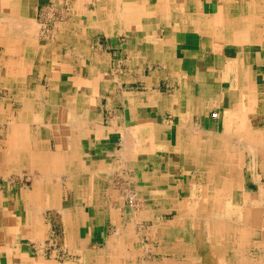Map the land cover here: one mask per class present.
Masks as SVG:
<instances>
[{
	"label": "crops",
	"instance_id": "obj_1",
	"mask_svg": "<svg viewBox=\"0 0 264 264\" xmlns=\"http://www.w3.org/2000/svg\"><path fill=\"white\" fill-rule=\"evenodd\" d=\"M0 135V264H264V0H0Z\"/></svg>",
	"mask_w": 264,
	"mask_h": 264
},
{
	"label": "rangeland",
	"instance_id": "obj_2",
	"mask_svg": "<svg viewBox=\"0 0 264 264\" xmlns=\"http://www.w3.org/2000/svg\"><path fill=\"white\" fill-rule=\"evenodd\" d=\"M131 192H132V194L135 192V193H137V196H138V200H140V194L138 193V191H136V190H129L128 191V193H129V195L127 194V201H128V199H129V197L131 196ZM139 202V204L140 205H138L137 207H133V206H131L130 204H129V202H127V205L131 208V210H133V211H135L136 213L139 211V210H141V206H142V201L140 200V201H138ZM138 208V209H137ZM206 210V209H205ZM208 210H210V209H208ZM166 211H169V210H166ZM201 211H202V213H201ZM203 208H200V216H202L203 215ZM175 215V213H167V214H163V216H164V219L165 220H168V221H171L172 220V218H173V216ZM172 216V217H171ZM214 226V228L213 229H215V231H217V228L219 229V226L220 225H213ZM229 227H234V225H231V224H229L228 225ZM154 230H155V226H154V223H153V221L152 222H150V223H148V225L147 226H145V228L143 227L142 229L141 228H136V232L138 233V232H145V233H148V235H149V233L151 234V235H153L154 234ZM218 238V237H217ZM168 241L169 240H167V239H165V241L163 242V245H164V248H170L171 246H168L167 245V243H168ZM146 243H150V244H152V245H157V246H160V241L159 240H157V239H150V240H146L145 241ZM220 242L221 241H219V240H214L213 239V241H212V243H214L215 245L216 244H220ZM223 242H225V241H223ZM137 247H136V244H135V247L134 248H136V253L140 256L142 253H140L139 254V250L142 248V245H140V243L137 241ZM156 246V247H157ZM217 247H219L218 245H216ZM219 249H220V247H219ZM224 251H225V248L223 247L222 248ZM150 256H151V252L149 251V253H148V255L147 256H145V258H147V259H149V260H151L150 259ZM140 257H142V255L140 256ZM143 258V257H142ZM143 260V259H142ZM213 264H216L215 262H213Z\"/></svg>",
	"mask_w": 264,
	"mask_h": 264
},
{
	"label": "bare ground",
	"instance_id": "obj_3",
	"mask_svg": "<svg viewBox=\"0 0 264 264\" xmlns=\"http://www.w3.org/2000/svg\"><path fill=\"white\" fill-rule=\"evenodd\" d=\"M260 1V0H259ZM196 3V2H195ZM239 3V2H238ZM234 5H235V3H234ZM151 10V9H150ZM232 14V13H231ZM229 18V17H228ZM21 20V19H20ZM25 20V19H24ZM22 21V20H21ZM28 21V20H27ZM155 21V20H154ZM23 22V21H22ZM25 22V21H24ZM29 22V21H28ZM21 23V22H20ZM21 24H23V23H21ZM31 24V23H30ZM40 24V23H39ZM38 24V25H39ZM33 25V24H32ZM44 25V24H43ZM88 25V24H87ZM154 25H155V23H154ZM26 26V25H25ZM28 26V25H27ZM41 26V25H40ZM38 28H39V26H37ZM7 28V27H6ZM45 28V27H44ZM81 28V27H80ZM28 30V29H27ZM39 30H40V28H39ZM38 30V31H39ZM43 30V29H42ZM31 31V30H30ZM35 31H37V30H35ZM37 31V32H38ZM29 32V31H28ZM45 31H42V34L44 33ZM217 33H218V31H217ZM48 34V33H47ZM216 34V33H215ZM49 35V34H48ZM139 35V34H138ZM222 36V35H221ZM40 37V36H39ZM23 39V38H22ZM24 39H25V37H24ZM221 39V38H220ZM29 40V39H28ZM29 42V41H28ZM33 45V44H32ZM91 45V44H90ZM22 46V45H21ZM28 46V45H27ZM14 48V47H13ZM243 48V47H242ZM17 49V48H16ZM213 50V49H212ZM28 51V50H27ZM9 52V51H8ZM22 52V51H21ZM24 52V51H23ZM13 55V54H12ZM233 57H234V55H232ZM17 58V57H16ZM208 58V57H207ZM211 59V58H210ZM29 61V60H28ZM29 64V63H28ZM243 64H245V63H243ZM81 69V68H80ZM85 70V69H84ZM78 72V71H77ZM112 74V73H111ZM73 75V74H72ZM182 76V75H181ZM48 77V76H47ZM85 78V77H84ZM112 79H114V78H112ZM66 80V79H65ZM211 81V80H210ZM209 83V82H208ZM124 84V83H123ZM122 84V85H123ZM120 85V84H119ZM133 86V85H132ZM210 87V86H209ZM222 87V86H221ZM167 88V87H166ZM194 88H195V86H194ZM99 89V88H98ZM78 90V89H77ZM175 91V90H174ZM215 91H219V90H216V88H215ZM253 93V92H252ZM31 95V94H30ZM32 96V95H31ZM109 98V97H108ZM117 98V97H116ZM159 99V98H158ZM120 102V101H119ZM115 103V102H114ZM58 104V103H57ZM223 104V103H222ZM54 105V104H53ZM56 106V105H55ZM79 108V107H78ZM89 108V107H88ZM80 110V109H79ZM78 110V111H79ZM116 113V112H115ZM160 114V113H159ZM178 117V116H177ZM50 118V117H49ZM93 119H95V118H93ZM47 121V120H46ZM154 123V122H153ZM73 124V123H72ZM132 125V124H131ZM149 126V125H148ZM5 127V126H4ZM80 128V127H79ZM222 129V128H221ZM122 131V130H121ZM120 131V132H121ZM126 131V130H125ZM129 131V130H128ZM130 131H133L132 129H130ZM214 131V130H213ZM122 133V132H121ZM126 133H128V132H126ZM134 134V133H133ZM122 136H123V133L121 134ZM124 135H125V133H124ZM1 136V135H0ZM124 138V140L125 139H128V138H126L125 136H123ZM130 138H131V136H130ZM122 139V140H123ZM131 142L130 143H132L133 141L132 140H130ZM125 142V141H124ZM126 143H128V141L126 142ZM7 145V144H6ZM78 145V144H77ZM128 145V144H127ZM126 145V146H127ZM132 145H133V143H132ZM123 146L125 147V145L123 144ZM7 147V146H6ZM134 147V146H133ZM132 146H131V148H133ZM128 148H129V146H128ZM131 150V149H130ZM124 151V150H123ZM4 156V155H3ZM41 166V165H40ZM87 173V172H86ZM28 176V175H27ZM40 176V175H39ZM177 176V175H176ZM41 177H42V175H41ZM71 177V176H70ZM115 177V176H114ZM28 178V177H27ZM182 178V177H181ZM116 179V178H115ZM27 180V179H26ZM119 182H121V181H119ZM111 183V182H110ZM82 184V183H81ZM109 184V183H108ZM122 184V183H121ZM128 185V184H127ZM85 186V185H84ZM109 186V185H108ZM114 186V185H113ZM120 186V185H119ZM123 186V185H122ZM121 187V186H120ZM180 187V186H179ZM129 188V187H128ZM149 188V187H148ZM127 189V188H126ZM170 189V188H169ZM133 191V190H132ZM154 191V190H153ZM128 192V191H127ZM244 192V191H243ZM71 193V192H70ZM125 194H127L126 192H124ZM135 193V192H134ZM125 194H124V196H125ZM131 194H132V192H131ZM168 194V193H167ZM170 194V193H169ZM181 194V193H180ZM128 195H129V193H128ZM145 196V195H144ZM156 197V196H155ZM247 196H245V198H246ZM126 199V198H125ZM84 200V199H83ZM140 200H142L141 198H140ZM139 200V201H140ZM126 202V201H125ZM128 202V201H127ZM149 202V201H148ZM65 204V203H64ZM63 204V205H64ZM141 204V203H140ZM139 204V205H140ZM21 205V204H20ZM204 205V204H203ZM67 206V205H66ZM133 207H137V206H133ZM142 207V206H141ZM144 207V206H143ZM142 207V208H143ZM123 208H125V207H123ZM128 208V207H127ZM138 209V208H137ZM158 209V208H157ZM161 209V208H160ZM164 210V209H163ZM171 210H173V209H171ZM135 212V211H134ZM162 212V211H161ZM136 213V212H135ZM180 213V212H179ZM71 214V213H70ZM167 214V213H166ZM162 216V215H161ZM172 217V216H171ZM83 218V217H82ZM263 221H264V219H262ZM65 221V220H64ZM83 223H84V221H83ZM262 223H264V222H262ZM126 224V223H125ZM112 225V224H111ZM139 225V224H138ZM83 226V225H82ZM114 228H116V226L114 227ZM118 228V227H117ZM138 228V227H137ZM142 228V227H141ZM113 229V228H112ZM114 230V229H113ZM113 232V231H112ZM219 232V231H218ZM1 236V235H0ZM168 236V235H167ZM183 243V242H182ZM157 246V245H156ZM63 250V249H62ZM149 250V249H148ZM194 250V249H193ZM254 250V249H253ZM252 252V251H251ZM254 252V251H253ZM145 253V252H144ZM26 256V255H25ZM144 256V255H143ZM254 256V255H253ZM140 257V256H139ZM142 258V257H141ZM145 258V257H144ZM255 258V257H254ZM258 258V257H257ZM212 261V260H211ZM4 262V261H3ZM158 262V261H157ZM8 263V262H7Z\"/></svg>",
	"mask_w": 264,
	"mask_h": 264
},
{
	"label": "built area",
	"instance_id": "obj_4",
	"mask_svg": "<svg viewBox=\"0 0 264 264\" xmlns=\"http://www.w3.org/2000/svg\"><path fill=\"white\" fill-rule=\"evenodd\" d=\"M138 196H137V193H133L131 194V196L129 197L128 199V202L131 206H138L139 205V202H138Z\"/></svg>",
	"mask_w": 264,
	"mask_h": 264
}]
</instances>
